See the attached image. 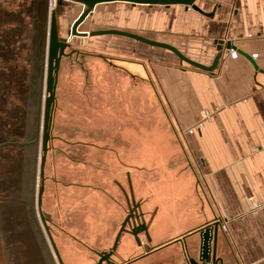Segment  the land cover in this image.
Segmentation results:
<instances>
[{
    "label": "crops",
    "instance_id": "1",
    "mask_svg": "<svg viewBox=\"0 0 264 264\" xmlns=\"http://www.w3.org/2000/svg\"><path fill=\"white\" fill-rule=\"evenodd\" d=\"M131 6L139 8L132 16L146 28L134 33L173 45L205 66L225 43L236 50L212 73L133 40L131 60L106 61L101 132L108 166L115 165L116 173L109 170L102 187L88 186L99 193L91 204L100 215L89 217L86 232L75 228L69 237L88 249L113 245L125 216L118 183L130 178L151 242L140 235L139 247L125 234L117 263L178 264L181 248L174 241L182 239L181 247L193 255L198 236L190 234L216 220L219 264H264V0H199L197 6L211 17L185 6ZM130 101L147 103L146 127L137 116L131 125L123 122ZM140 133L147 134L142 157ZM72 246L68 241L64 247L65 263L87 258Z\"/></svg>",
    "mask_w": 264,
    "mask_h": 264
},
{
    "label": "water",
    "instance_id": "2",
    "mask_svg": "<svg viewBox=\"0 0 264 264\" xmlns=\"http://www.w3.org/2000/svg\"><path fill=\"white\" fill-rule=\"evenodd\" d=\"M199 0H56L50 12L45 41L40 0H0V264H53L42 229L33 214V176L36 166V145L39 124V106L42 96V77L45 67L44 103L38 166L36 209L57 264H64L48 225L49 217L42 210L45 191V165L54 139L53 125L57 108V87L62 59L76 52L71 45L73 38L116 36L131 39L150 47L173 53L180 64H187L201 71L212 73L221 59L232 50L230 42L219 49L212 64L198 63L168 43L149 39L137 33L109 28L90 32L80 27L92 16L99 5L124 3L136 6L173 7L185 6L211 17L198 6ZM63 3L82 6L81 13L72 22L68 37L59 32V18ZM224 43L221 41L220 45ZM70 53H67V50ZM257 66L253 59L238 50ZM100 58L108 61L104 56ZM46 58V60H45ZM128 213L120 226L113 245L105 251L93 250L99 258L95 264H118L117 254L125 234L132 236L141 247L140 235L150 243L149 221L141 209V202L127 198ZM220 222L214 220L190 234L198 236L196 253L191 255L182 239L174 241L181 248L182 260L178 264H219L217 234ZM125 264H129L128 262Z\"/></svg>",
    "mask_w": 264,
    "mask_h": 264
},
{
    "label": "rangeland",
    "instance_id": "3",
    "mask_svg": "<svg viewBox=\"0 0 264 264\" xmlns=\"http://www.w3.org/2000/svg\"><path fill=\"white\" fill-rule=\"evenodd\" d=\"M40 4L46 54L49 18L53 8L51 7V0H40ZM63 6L64 11L59 18V32L62 37L66 38L72 22L81 13L82 6L72 3H63ZM137 9L139 8L123 4L101 5L82 24L80 31L90 32L98 29L115 28L134 33L133 30H145L146 28L139 25L138 20L132 16L138 12ZM106 40L108 41L106 42ZM131 44H134L132 40L116 36L86 38L83 44L80 39L73 38L71 45L77 51L62 59L56 92L57 108L52 133L54 139L45 165L46 182L42 210L49 217L48 225L64 264L67 262L65 263V258L62 255L67 254L64 247L67 246L68 241L73 244L72 247H75L78 252L87 254V258L84 257L83 261L75 264H95L98 260L97 255L69 237L68 233L73 235L75 228L80 233L86 232L89 217L100 215L99 210H96L95 206L91 204V201H98L99 193L93 192L88 186L102 187L105 184L103 179L110 176L109 170L116 173L115 165L113 167L108 166L105 157L107 154L103 151L106 144L105 135L101 130L105 119L102 117L101 104L103 101L100 80L102 73L105 72L101 68H105L108 64L99 56H104L113 63L131 60ZM66 52L70 53V50L68 49ZM103 77H105V73ZM44 82L45 67L42 77L36 166L33 176V214L42 229V237L47 243V250L51 253L53 264H57L36 211L42 105L45 95ZM146 104L144 101L125 103L128 114L122 118L125 125H131L132 118L137 116L140 121L139 125L146 127L148 120L142 118L147 109ZM146 136V133L139 134L141 157L146 154ZM146 161L147 159L145 164ZM146 167V165L141 164V168ZM128 169H122L124 178H126ZM124 184L126 186L125 180ZM121 198L123 200V197ZM111 246L110 244H97L92 247L100 251Z\"/></svg>",
    "mask_w": 264,
    "mask_h": 264
},
{
    "label": "flooded vegetation",
    "instance_id": "4",
    "mask_svg": "<svg viewBox=\"0 0 264 264\" xmlns=\"http://www.w3.org/2000/svg\"><path fill=\"white\" fill-rule=\"evenodd\" d=\"M118 187L120 188L121 195L123 196L124 208H125V216H124V218H123V220H122V222L120 224V226H121L123 221H124V219H125V217H126V215H127V213H128L127 198L129 199V201L131 203V206H132V200L134 199L135 202H137V200H136L134 192H133V186H132V182H131L130 178L127 179L126 186H123V185L118 183ZM119 229H120V227H119ZM89 249H90L91 252H93V250H96V249H93V248H89ZM101 251H105V250H101ZM118 264H120V263H118Z\"/></svg>",
    "mask_w": 264,
    "mask_h": 264
},
{
    "label": "bare ground",
    "instance_id": "5",
    "mask_svg": "<svg viewBox=\"0 0 264 264\" xmlns=\"http://www.w3.org/2000/svg\"><path fill=\"white\" fill-rule=\"evenodd\" d=\"M55 5H56V0H51V7L54 8ZM83 42H84V40H83ZM44 97H45V96H44ZM43 103H44V101H43ZM41 127H42V126H41ZM36 211H37V209H36ZM37 215H38V213H37ZM38 218H39V216H38ZM61 258H62V257H61Z\"/></svg>",
    "mask_w": 264,
    "mask_h": 264
},
{
    "label": "built area",
    "instance_id": "6",
    "mask_svg": "<svg viewBox=\"0 0 264 264\" xmlns=\"http://www.w3.org/2000/svg\"><path fill=\"white\" fill-rule=\"evenodd\" d=\"M206 117H207V115H206V114H204V115H203V118H206Z\"/></svg>",
    "mask_w": 264,
    "mask_h": 264
}]
</instances>
